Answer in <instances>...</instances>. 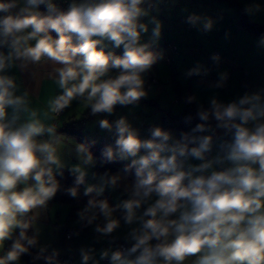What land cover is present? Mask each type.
<instances>
[{"label": "clouds", "instance_id": "clouds-1", "mask_svg": "<svg viewBox=\"0 0 264 264\" xmlns=\"http://www.w3.org/2000/svg\"><path fill=\"white\" fill-rule=\"evenodd\" d=\"M162 2L176 0H0V264H21L24 255L32 264H68L58 248L40 242L41 220L61 192L77 202L87 197L76 224L109 244L98 257L95 247H81L79 264H264V88L229 101L213 94L207 106L187 95L199 122L179 136L153 125L143 138L128 116L108 119L149 96L146 77L165 59L157 50ZM182 11L199 33L217 23ZM242 11L255 19L264 2L246 0ZM256 47L264 51V33ZM210 59L220 65L219 54ZM37 67L49 69L57 88L43 117L11 74L35 79ZM213 70L198 61L184 77ZM228 79L219 71L210 87L222 89ZM73 105L102 117L95 124L114 138L99 159L91 150L96 140L77 142L59 131V117ZM115 162H125L116 173L93 171ZM65 170L74 178L69 187L58 179ZM118 189L126 198L110 203L106 191ZM122 228L127 246L114 235Z\"/></svg>", "mask_w": 264, "mask_h": 264}, {"label": "crops", "instance_id": "crops-1", "mask_svg": "<svg viewBox=\"0 0 264 264\" xmlns=\"http://www.w3.org/2000/svg\"><path fill=\"white\" fill-rule=\"evenodd\" d=\"M217 1L218 0H197L193 4V0H176L175 4L167 2L164 4L163 8L160 9L159 19H161L163 23V29L159 42L174 41L177 45V50L180 51V53L178 52L176 55L181 57V59H178V67H174L173 74H171L169 70L172 84H169L168 89L170 85H172L174 90L172 96L168 95L169 91L165 96L159 94L161 93L159 91L163 88H158L156 84H150L146 77V88H149L152 94H159L155 97H153V95L151 97L148 96V99L156 98L160 107L178 112L183 106V101L177 104L172 101L176 96H180L183 100V94L186 92L187 88H189L191 94H196L199 101L203 104H207L208 98L213 94L218 95L219 98L224 101H229L237 95H242L245 91H255L264 88V51L258 50L256 47L257 38L264 32L258 34L251 33L237 23L240 17H242V8L246 0H236L238 4L236 5L238 8L236 9L238 10L237 15L240 12L239 19L237 20L235 16H226L227 13H223V16H219L220 14L218 12L214 13L211 11L210 16L217 20L211 33L202 34L197 31H191L195 29L184 23V17L187 13L183 12L182 9L186 8L188 12L209 15L208 8L215 7L214 5ZM224 2L227 3L228 7L234 9V6L230 5L228 1L225 0ZM262 2H264V0H262ZM196 5L197 7L194 8ZM217 9L220 12V9ZM244 17L252 25L264 26V13L260 14L255 19H250L245 14ZM189 31H191V33H189ZM147 39L148 37L145 36L144 40L146 41ZM206 50H216L220 52L221 62L218 67L210 64L212 61L206 55ZM175 61H177V58ZM198 61L207 66L211 65L210 67H213L214 70L210 76L188 84V79L184 77V72ZM34 71L36 72L35 79L32 78L30 72L22 73L18 69H13L11 74L17 75L22 82V87L30 90L32 106L37 109L43 117V113L46 111V103L57 94V88L55 83L47 78V72L49 71L47 67H37ZM219 71H227L229 73L226 86L222 89L211 88L210 84L216 80L217 72ZM152 73L157 77L165 75L159 63L153 67ZM143 104L147 103L141 102L138 108L129 107V112L126 113V115L130 121L139 117L140 112H142V109L146 106ZM147 106L152 108L150 104H147ZM122 114L125 115L123 111ZM99 118L102 117H91L87 114V111L84 112L82 107L73 105V108L71 110H66L64 116L59 121L63 124L59 131L72 137L77 142H82L86 139L89 141H100L102 143L100 148L103 149L105 145L114 142L112 135L110 134L109 138L103 135L96 137V133L94 134L88 131L90 128L88 127L89 120L95 122ZM110 120L112 119L110 118ZM52 122L51 120H45V123ZM148 125L150 127L157 125V117L155 121H151ZM174 134L177 136L176 133ZM217 135H222V132H218ZM104 141L108 142L103 143ZM91 150L94 156L99 159L101 152L97 153L95 145ZM124 163L125 162H115L114 164L116 167L111 170V172L116 173L122 169ZM192 163H199V161L193 160ZM65 172L68 171L65 170ZM121 191L122 189H118L114 192L106 191L105 195L108 197L110 203L114 204L117 197L126 198L121 196ZM80 207H82V205L73 207L68 202H57L53 200L49 206V213L41 220L44 230L40 242L42 244L50 243L52 247L58 248L61 251L60 256L71 260L70 264H79V249L81 247H95L97 250V257L100 249L109 247L107 239H102L98 243L96 242L92 227L81 228L79 224H76V212ZM67 230L72 232L69 238L65 235V231ZM77 231L80 233L79 236L73 234ZM126 231V228H122L114 233V235L121 237L117 243H124L122 237ZM21 264H26L22 258ZM36 264L41 263L38 261ZM101 264H108V261H101Z\"/></svg>", "mask_w": 264, "mask_h": 264}, {"label": "trees", "instance_id": "trees-1", "mask_svg": "<svg viewBox=\"0 0 264 264\" xmlns=\"http://www.w3.org/2000/svg\"><path fill=\"white\" fill-rule=\"evenodd\" d=\"M226 1H228V3H230V5H232V6L238 5L237 2H236V0H226ZM62 6L63 7H66V3L65 4H62ZM42 8H43V6H42ZM241 15H242V17H240V19L237 21V23H239L240 26H242L245 30H247V31H249L251 33H255V34L264 32V26H255V25H252L248 20H246V18L244 17V14L243 13ZM53 36H55V33H53ZM168 43H169V41H167V42H159L158 49L157 50H162L163 49V51L165 52L166 46H167ZM114 51L118 55L122 54V49H115ZM177 52H178V50H177ZM177 52H176V54H177ZM204 53H206V52H204ZM210 54L211 53H206V55L208 56V58H210ZM175 55H174V60H173L172 67L170 66V68H171V74H173V72H174ZM220 57H221V54H220ZM210 64L212 66H214L212 64V62ZM113 71L115 72V70H113ZM150 76H153V77H155V78H157L159 80V78L157 76L153 75L152 71L147 75V79ZM172 77H173V75H172ZM196 81H198V80H193L192 82H196ZM159 82H160V80H159ZM160 84H161V82H160ZM188 84H191V82L190 83L188 82ZM187 95H191L189 88H187L186 89V92L183 94V100H182L183 101V106H182V108L178 112H174L171 109H164V108L160 107V105H159V103H158V101H157L156 98H149V99L147 98L145 100H142L141 102L150 104V106H152V111L157 114V125L158 126H161L164 129H166V130H171L173 133H176L177 136H179L180 132H182V131H189L191 127H194L195 124L199 122L198 119L195 118L196 105L195 104L189 105V104L184 103V98ZM204 105L207 106V104H204ZM187 115H192L194 117V119H193V121H192V123L190 125L184 123V118ZM95 146H96L97 153H99V152L102 151V148H100L102 146V143L100 141L96 142ZM115 167H116V165L114 163L105 164L103 167H101L99 165V163H98L97 167L93 171H97V172H103L105 170H110L111 171ZM58 179L61 180V184L64 187L71 186L72 183H73V180H74V178L68 172H65L63 178L58 177ZM81 192H82V189H81ZM54 201H57V202H68L73 207H76V206L79 207L81 205L83 206L86 203L87 197H83L81 195L80 201L77 202L75 199H73V198L69 197L68 195H65V194H63L61 192V193H58L57 194V196L55 197ZM22 260L26 264H32V259H31V256H29V255H24L22 257Z\"/></svg>", "mask_w": 264, "mask_h": 264}, {"label": "rangeland", "instance_id": "rangeland-1", "mask_svg": "<svg viewBox=\"0 0 264 264\" xmlns=\"http://www.w3.org/2000/svg\"><path fill=\"white\" fill-rule=\"evenodd\" d=\"M197 1V0H193V4L194 2ZM218 3V4H217ZM217 3L214 5L215 7L213 8H208V11H209V16H210V12H218L220 15L219 16H223V13H227L226 16L228 15V17H231V16H235V19H239V13L237 15V11L236 9H238L236 6H234V9L228 7L227 3H225L224 1L222 0H218ZM197 5L194 7L196 8ZM220 9V12L218 11V9ZM191 31H196V30H191ZM191 31H189V33H191ZM212 50H206L207 53H211ZM180 53V51H178ZM177 52V54H178ZM219 52V51H218ZM177 58V61H174V67H178V59H181V57L179 55H176L175 56V60ZM159 65L161 66L162 70H163V73L165 75H160L159 80L161 82L160 85H156L158 88L160 87L162 90H160L159 94H163L164 96L168 94V91H169V94L170 96H172L174 94V90H173V87L172 85H170V88L168 89L169 87V84H172L171 83V80H170V71H171V68L170 66H168L164 61H161L159 62ZM170 70V71H169ZM167 73V74H166ZM153 86V85H152ZM155 86V85H154ZM159 94H152L151 91L149 92V97H151L153 95V97H155L156 95H159ZM143 105H146L144 107V109H142V112H140V115L137 119H132L131 122L133 123L134 127H137L140 129V133H141V136L143 138H147L148 136V132L147 130L149 129V125L148 123H150L151 121H155V118L157 117V114L154 113L152 111V108L147 106V104H143ZM130 107V106H129ZM129 107H117L116 109V114L112 117H108V119H116L118 116H121L123 115L122 114V111L123 113H125V116L126 113L129 112ZM176 108V107H175ZM175 111V110H174ZM88 127L89 128V132H93L95 134L96 137H100V135H103V136H106L107 138H109V135L110 133H107V132H102L99 127L95 124V122H93L92 120H89L88 122ZM97 129V130H96ZM93 134V136H94ZM105 142H108V141H104L103 143Z\"/></svg>", "mask_w": 264, "mask_h": 264}, {"label": "built area", "instance_id": "built-area-1", "mask_svg": "<svg viewBox=\"0 0 264 264\" xmlns=\"http://www.w3.org/2000/svg\"><path fill=\"white\" fill-rule=\"evenodd\" d=\"M164 3L165 2H162L161 5H160V9L163 8L164 6ZM167 51V52H166ZM177 52V45L174 41H171L167 44L166 46V50H165V59L163 60L164 62H166L169 66L172 67V64H173V60H174V55L176 54ZM213 54H219L220 53L216 50L212 51L211 54H210V57L213 55ZM202 77H192V78H188V82H192L193 80H200ZM150 84H156V85H160V82L157 78L153 77V76H150L148 79H147ZM182 101V98L179 97V96H176L174 99H173V103L177 104V103H180ZM65 114V113H64ZM64 114L62 116L59 117V121L62 119V117L64 116ZM72 232L70 230H67L65 231V235L66 237H71V234ZM117 244L119 245H123V246H127L125 245L123 242H118ZM60 259L61 261H67L68 264H70L71 260L69 258H66V257H62L60 256ZM41 264H44L43 261H40Z\"/></svg>", "mask_w": 264, "mask_h": 264}]
</instances>
